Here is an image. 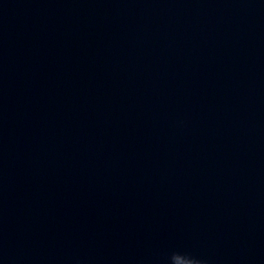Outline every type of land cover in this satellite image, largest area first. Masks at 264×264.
Returning a JSON list of instances; mask_svg holds the SVG:
<instances>
[{
    "label": "clouds",
    "instance_id": "1",
    "mask_svg": "<svg viewBox=\"0 0 264 264\" xmlns=\"http://www.w3.org/2000/svg\"><path fill=\"white\" fill-rule=\"evenodd\" d=\"M178 253H174L172 256H171V264H172V261L175 259V257H176V255H177ZM180 255H182V254H180ZM185 256V255H184ZM188 257V256H187ZM189 258H191V257H189ZM191 259H193V258H191ZM194 260V259H193Z\"/></svg>",
    "mask_w": 264,
    "mask_h": 264
}]
</instances>
